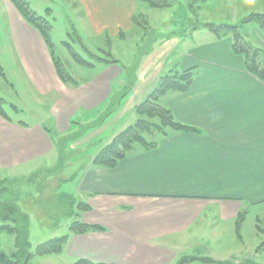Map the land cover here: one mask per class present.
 I'll return each instance as SVG.
<instances>
[{
	"label": "crops",
	"instance_id": "crops-1",
	"mask_svg": "<svg viewBox=\"0 0 264 264\" xmlns=\"http://www.w3.org/2000/svg\"><path fill=\"white\" fill-rule=\"evenodd\" d=\"M1 1L19 69L37 105L48 104L44 108L50 110L51 128L12 119L6 111L7 119L0 116V180L28 174L37 165L53 166L58 159L57 139L83 125L90 127L109 109L116 114L123 109L120 122L147 98L161 76L172 70L192 72L187 91H168L158 102L176 122L197 131L157 135L151 139L157 142L155 147L146 150L135 145L114 167L93 163L100 144L92 151L84 148L63 168L73 184L68 192L75 198L76 217L70 223L80 221L100 229L74 234L68 225L60 253L72 264L81 259L102 264H175L183 257L223 264L236 258L224 242L226 227L242 209L264 206V82L246 70L244 57L232 50L230 36L215 34L206 42H187L177 57L159 61L150 73H138L133 84L125 83V66L110 51L98 49L116 62L104 58L82 65L89 68L82 79L72 76L74 82H63L39 32L9 0ZM141 3L72 0L70 6L94 36L124 40L137 27L134 16L146 19L142 11L137 13L144 7ZM260 46L264 49V39ZM152 51L140 61L143 70L157 59ZM125 90V100L120 96L111 101L113 94ZM259 219L256 214L255 220ZM255 228L254 236L263 231L256 223ZM3 237L0 234V243ZM204 244L212 249L199 251L207 254L200 256L195 248ZM261 244L255 255L264 250ZM2 249L0 244V254Z\"/></svg>",
	"mask_w": 264,
	"mask_h": 264
},
{
	"label": "rangeland",
	"instance_id": "rangeland-1",
	"mask_svg": "<svg viewBox=\"0 0 264 264\" xmlns=\"http://www.w3.org/2000/svg\"><path fill=\"white\" fill-rule=\"evenodd\" d=\"M21 1L30 12L43 16L49 22V37L54 43L52 52L60 58L71 76L82 79L89 68L78 64L69 49L88 63H98L100 62L99 58L109 59L107 53L98 51V49H103L110 51L112 56L125 66L123 69L125 83L131 82V84L134 83L138 73H150L159 61L163 63L177 57L179 48L186 47L187 42H206L215 34L224 35L222 38L230 36L233 40L230 32L214 33L206 24H240L243 18L251 14L264 13V0H171V5L165 8H154L146 2H142L144 7L139 8L137 13L142 11L146 14L144 16L146 19L138 18L136 29L128 33L123 40L104 34L94 36L91 31H88L87 25L81 22L82 18L76 14L74 8H71L72 0ZM7 20L5 5L0 0V65L5 74L4 77L0 75V96L6 101L3 107L12 119L21 120L27 124L42 122L45 127L50 129V110L48 107L44 108L46 105L44 103H40V106L37 105L38 101L31 95V88L21 73L10 46L12 41L6 32ZM145 20L148 22V26L145 24ZM239 32L243 36V40L251 44L253 48L262 49L260 45L264 38L259 35L261 31L258 29L257 23L251 21L240 24ZM152 49L151 55H155L157 59L155 62L148 63L147 70H143V63L140 61L145 55L150 54ZM120 96H124L125 100L126 90L117 95L113 94L111 101L117 102ZM139 103L134 106L133 113L125 114L120 122L117 120L123 109L121 113L117 114L112 111L109 113V109L99 115L90 127L83 125L77 132L57 139L55 146L58 159L53 166L37 165L28 174L18 173L0 180V203H13L21 212H25L29 216L26 238L29 243L28 251L34 253L37 244L52 237L66 235L70 221L76 217L74 214L76 206L73 204L75 198L70 194L71 192H68L73 184L72 181H67L68 175L62 173L63 168L68 166L73 156L81 155L79 152L84 148L94 150L100 144V150L120 131L134 124L141 118L136 111V106ZM13 106L18 111H14ZM129 117L133 118L130 120L131 123L128 122ZM151 121L160 122L158 119ZM127 122L130 124L120 129L121 124ZM164 132H169V129L163 128L162 132L144 133L143 135L146 140L153 141L152 138L155 139L157 135H163ZM108 137L111 138L107 140ZM83 154H86L85 151ZM35 164L32 165L35 166ZM240 213L235 222L228 224L229 226L226 227L228 231L224 236L226 247H229L228 249L233 253L232 257L236 258L227 260L223 264H251L254 262L264 264V250H259L258 255H255L254 252V249L264 241V206L244 208ZM256 214H259L260 218L257 221L255 220ZM0 223L2 222L0 221ZM255 223L263 230L256 236H254L256 233ZM0 234L5 235L0 243L3 247L1 253L10 255L16 251L14 235L4 232ZM240 235L243 236V239L239 238ZM225 244H222L221 247H225ZM205 249H212V247L204 244L202 247H196L195 251L199 253ZM18 255L21 260L23 254L19 253ZM199 255L207 254L199 253ZM45 261L49 264H72L63 251L49 255H33L29 264H43ZM182 264L217 263L198 260Z\"/></svg>",
	"mask_w": 264,
	"mask_h": 264
},
{
	"label": "trees",
	"instance_id": "trees-1",
	"mask_svg": "<svg viewBox=\"0 0 264 264\" xmlns=\"http://www.w3.org/2000/svg\"><path fill=\"white\" fill-rule=\"evenodd\" d=\"M12 5L17 9L21 17L26 23L34 27L41 35L45 45L49 49L51 60L55 69V72L59 79L63 82H74L72 76L66 71L61 60L55 56L52 52L53 44L50 40L49 29L50 25L46 18L38 16L35 13L30 12L26 5L21 0H9ZM146 2L154 8L169 7L172 3L171 0H137ZM203 1V0H202ZM141 16H134L133 22L137 23L138 18ZM255 22L258 24V28L261 31L264 38V13L251 14L243 18L240 24L247 22ZM240 24H226V25H212L206 24L207 27L214 31L230 32L233 37L232 50L236 54L244 57V64L247 71L257 76L264 82V50L259 48H253L251 44L243 40V36L239 32ZM66 44V43H65ZM69 49V47H67ZM73 59L80 65L90 66L91 63L79 58L70 49ZM109 56V55H108ZM104 58H99L103 60ZM106 59V58H105ZM108 59V58H107ZM112 62H116L110 56ZM0 75L4 77L3 68L0 65ZM192 80L191 69L184 71H169L158 79L157 85L151 91V93L141 103L136 106V111L141 118H139L134 124L126 127L120 131L117 135L111 139V141L101 148L95 157L93 163L96 165L114 167L119 160H121L125 154L131 150L136 144L142 148L148 150L157 145L155 141H148L144 137V133L151 134L152 132H162L163 128H168L169 131H197L195 128L182 125L176 122L171 112L165 107L158 104L159 97L164 95L168 91L185 92L190 87ZM5 99L0 96V116L7 119V115L4 110ZM158 119L160 122L151 121ZM168 132H164L165 135ZM68 197V195H65ZM0 233L13 234L15 237V250L12 255L5 253L0 254V264H29V261L33 255H47L53 253H60L64 243L66 242L67 235L50 238L35 248L34 253L28 251L29 243L26 241L29 226V217L27 214L21 212L18 207L11 203H0ZM100 229L95 225H89L80 221H73L69 225V231L74 234H83L89 230ZM261 248H264V241ZM19 253L23 254L22 259L19 258ZM206 261L208 258H195V257H183L177 264L192 261ZM75 264H102L93 263L88 260H77Z\"/></svg>",
	"mask_w": 264,
	"mask_h": 264
}]
</instances>
